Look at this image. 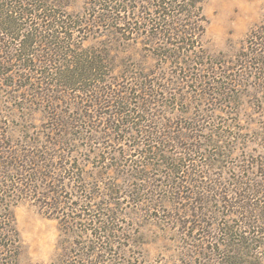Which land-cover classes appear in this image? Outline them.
<instances>
[{"label": "rangeland", "instance_id": "374dc122", "mask_svg": "<svg viewBox=\"0 0 264 264\" xmlns=\"http://www.w3.org/2000/svg\"><path fill=\"white\" fill-rule=\"evenodd\" d=\"M40 1L75 53L0 34V264H264V0H204L195 48L166 2ZM80 51L104 70L70 85Z\"/></svg>", "mask_w": 264, "mask_h": 264}, {"label": "trees", "instance_id": "16d2710c", "mask_svg": "<svg viewBox=\"0 0 264 264\" xmlns=\"http://www.w3.org/2000/svg\"><path fill=\"white\" fill-rule=\"evenodd\" d=\"M25 2L16 3L12 0H0V34H8L11 37H18V34L21 32L20 24L24 19H32L33 17H38L41 24L46 27V31L48 36H51L52 39L48 40L51 46H54V51L56 53L65 54L68 56L69 54L73 55L75 51L71 49V47H67L68 44L62 45L61 42L64 30L70 29L71 25L68 22H65L64 19L67 17L63 14L59 13L57 10L58 6H50L47 2H41L40 0L34 2L32 0H24ZM156 2H166L162 3L164 5L163 11H159L160 20H169L176 19L180 23V28L175 30L178 33H181L180 44L187 47L195 48V43L200 44L197 39L201 40L203 36V31L201 26H197V23L202 21V17H200L201 6L204 0H155ZM169 1V3H168ZM163 5H158L159 10L163 7ZM98 6L103 8L105 11H113L118 12L117 7H121L122 9L125 6V1L122 0H101L98 3ZM55 7V9L53 8ZM124 10V9H123ZM40 12V14H38ZM113 15H109L111 20L113 19ZM172 16H176L173 18ZM192 21L193 29H191V24H187L189 21ZM191 32V34H188ZM55 33V35H54ZM187 34V35H186ZM66 33L63 35L65 36ZM178 35V34H177ZM186 35V36H185ZM194 36L196 37V42L189 44V39L187 37ZM16 41L15 38L12 39ZM37 38L33 34H28L23 42L26 49L30 51V47L33 43H36ZM40 40H43L42 38ZM45 40V39H44ZM59 44V47L55 50ZM62 45V46H61ZM198 47V46H197ZM88 53H84L82 51L79 52V55L73 57L74 65L73 66H65V70L63 72H59V75L63 76V80H69L70 85H87L86 81L90 80L89 77L97 76L98 74H102L104 67V60H100L98 57L89 58ZM25 62V61H24ZM78 68V69H77ZM79 77V78H77ZM61 79V77H59ZM62 84V81H60ZM64 83V82H63ZM84 90V87H83ZM0 214V247L2 253L11 254V258L14 259L16 257V253L19 252V235L18 231L15 229V225L13 221L10 222L12 216L9 214H5V218H1ZM1 242H4L5 245H2ZM14 254V256H12Z\"/></svg>", "mask_w": 264, "mask_h": 264}]
</instances>
